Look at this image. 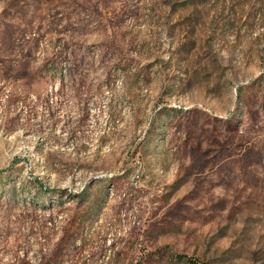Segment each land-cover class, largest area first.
<instances>
[{"label":"rangeland","instance_id":"374dc122","mask_svg":"<svg viewBox=\"0 0 264 264\" xmlns=\"http://www.w3.org/2000/svg\"><path fill=\"white\" fill-rule=\"evenodd\" d=\"M138 262L264 264V0H0V264Z\"/></svg>","mask_w":264,"mask_h":264},{"label":"trees","instance_id":"16d2710c","mask_svg":"<svg viewBox=\"0 0 264 264\" xmlns=\"http://www.w3.org/2000/svg\"><path fill=\"white\" fill-rule=\"evenodd\" d=\"M178 258H181V257L178 256ZM137 264H142V263L141 262H138Z\"/></svg>","mask_w":264,"mask_h":264}]
</instances>
